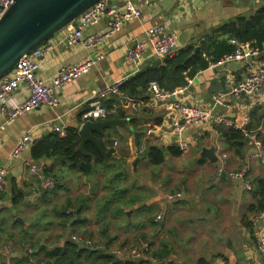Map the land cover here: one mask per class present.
Instances as JSON below:
<instances>
[{"label": "crops", "instance_id": "0c3cea01", "mask_svg": "<svg viewBox=\"0 0 264 264\" xmlns=\"http://www.w3.org/2000/svg\"><path fill=\"white\" fill-rule=\"evenodd\" d=\"M132 1L135 5L140 2ZM112 3L122 4L119 0ZM262 5L264 0H150L140 6L139 18L120 25L98 48L85 49L79 43L67 47L62 40L63 31L47 40L44 46L50 48L35 57L39 61L37 74L47 83L61 67L89 58L96 61L60 89L56 107L41 105L0 129V168L5 171L0 191V264L48 263L46 253L56 246L62 247L72 233L89 240L90 245L81 244L80 249H106L113 255L115 250L139 249L136 257L115 255L122 260L145 259L155 263L157 259L156 264H264L255 247L259 232L264 231V215L249 210L258 200L259 192L253 183L257 184L262 177L264 151L258 157L251 152L246 158V153L255 149L253 138L260 139L264 149V83L252 94L230 93V88L244 77V61L214 65L210 47L208 66L186 77V84L174 88L185 87L177 96L182 103L209 108L230 119L232 125L207 119L174 134L170 129L172 114L166 103L152 104L150 93L138 88L137 95L120 91L101 100L113 109L106 119L128 117L129 126L118 127L117 131L105 128L106 138L94 133L110 150V162L107 164L102 158L104 165L98 163L93 174L84 175L64 163L60 153L37 159L31 156L38 142L56 133L52 130L55 124L64 123L66 134L69 128L74 129L80 140L78 125L84 121L81 112L97 90L132 76L144 66L163 63L165 56H156L147 42L146 30L150 26L163 24L167 31L176 34L179 48L175 54L187 46L199 48L208 37L211 42L217 37L231 43L232 38L221 33V26L229 20L253 15ZM107 28V18L103 17L97 24L87 26L83 36ZM136 43L143 44L138 61L127 58L128 50ZM257 51L255 61L264 65V46ZM222 53L220 50L218 55ZM99 54L102 57L97 59ZM218 94L221 104L214 98ZM26 96V86L21 84L11 102L19 103ZM109 103L113 105L109 107ZM229 127L242 131L247 139L245 146L226 142L219 129ZM25 133L31 135V143L20 155H11L14 144ZM181 141L187 143L185 152L180 149ZM88 143L91 142L86 143L89 151ZM151 145L174 146L178 150L166 152L163 162L152 164L145 157ZM211 145L215 147L216 161L201 154L202 149ZM76 151L81 153L77 146ZM90 158L94 160V155ZM36 161L41 163V173L54 182L52 187H45L44 178L31 173L29 164ZM239 171L243 172L241 177L229 176L230 172ZM233 178L241 179L239 199V186ZM18 195L19 202L13 203ZM105 231L110 234L108 238L102 235ZM74 254L80 255L75 250Z\"/></svg>", "mask_w": 264, "mask_h": 264}, {"label": "built area", "instance_id": "2783aa9c", "mask_svg": "<svg viewBox=\"0 0 264 264\" xmlns=\"http://www.w3.org/2000/svg\"><path fill=\"white\" fill-rule=\"evenodd\" d=\"M110 1V2H109ZM114 0H100L91 7L87 8L77 18L67 24L61 31H63V42L67 47H73L79 43L85 49L98 48L109 34L113 33L123 23L137 19L140 17V6L147 4L150 0H140L138 5H135L132 0H119L121 5H114ZM12 3V0H0V17L5 9ZM103 17L107 18L108 28L102 32L92 33L87 36H83V31L87 26L97 24ZM146 38L154 54L158 57H164L173 54L179 46L177 45V37L174 32H169L163 24H154L147 28ZM34 48L28 54L22 56L15 66L4 76L0 78V115L3 118V123L0 125V129L3 125L12 123L20 114L29 112L33 109L46 105L53 108L59 104L58 92L60 89L77 79L84 72L88 71L96 59H87L80 64H73L66 67H61L50 82H46L37 74L39 68V61L35 57L42 55L45 48L44 44ZM234 44L232 51L223 56L220 61L214 63V65L221 64L232 60L244 61V77L241 81L237 82L230 88V93L236 95L238 93L252 94L256 92L264 83V65L255 61V56L258 54L257 49L249 41H236L231 40ZM143 53V44L136 43L133 49L128 50L127 58L132 60H139ZM101 54L98 55L99 59ZM125 79L119 78L111 84L97 90L93 98L88 102L87 107L81 112L84 120H104L107 116L113 112L112 108H108L102 104L101 100L113 95H118L120 92V86ZM21 84H24L27 89V96L23 101L19 103H12V95L19 88ZM185 87L177 88L171 91H165L161 88L156 80H150L147 85V91L151 95V102L154 105H160L166 103L169 113L172 114L171 120V132L174 134H181L184 129L192 123L211 119L212 122L217 124L232 125L233 122L225 117H221L213 113L209 108L199 107L182 103L178 100L177 96L183 92ZM173 97V98H172ZM218 103H222L221 95L214 97ZM245 121V120H244ZM239 126V125H236ZM66 125L64 123L55 124L52 126V130L59 135L66 134ZM31 143V135L29 133L23 134L14 144L11 155L17 156L29 146ZM115 144V142H114ZM254 151L253 156H260L264 149L260 139L253 138ZM141 145L138 147V151L141 150ZM181 151L187 150V143L185 141L180 142ZM29 169L33 175L37 178H44V186L52 187L54 182L50 177L45 176L35 163L29 164ZM242 171L236 173H229L231 177H241ZM5 179V171L0 168V191L3 189V183ZM177 196H180L177 194ZM175 195H169V198H173ZM264 215V211L262 212ZM261 216V215H260ZM160 218L159 215L156 216ZM72 241L81 244H89L90 242L85 237L71 235ZM255 247L259 255L264 259V231L259 232ZM139 249H132L129 251L115 250L114 254L123 258H131L139 255ZM37 264H47L41 261Z\"/></svg>", "mask_w": 264, "mask_h": 264}, {"label": "trees", "instance_id": "16d2710c", "mask_svg": "<svg viewBox=\"0 0 264 264\" xmlns=\"http://www.w3.org/2000/svg\"><path fill=\"white\" fill-rule=\"evenodd\" d=\"M220 31L222 34H226L228 39L249 41L254 47L261 49L264 46V5L257 9L253 15L248 17L241 16L235 20H229L221 26ZM211 40L210 37L204 39V41H201L200 47L196 50L193 46H187L171 56H165L161 64L157 62L153 65L140 68L132 76L125 78L120 86V91L124 94L128 91L131 96L137 95V89L140 88L145 91L150 80H156L165 91H171L175 87L186 84V77H192L199 69L208 66L209 61L206 57L211 52L213 54L211 59L215 63L220 61L224 55L234 48V44L227 42L225 38L217 40L216 37L213 42ZM210 47H212L211 52ZM220 50L223 53L218 55ZM109 105L111 107L113 104L109 103ZM219 132L224 134L227 143L230 142L233 144L236 142L241 146H245L247 143V139L240 129L229 127L223 130L219 129ZM78 142L79 137L74 129L69 128L66 136L62 138L56 133H52L32 148L31 156L37 159L42 155L49 157L60 153L64 163H69V166L77 168L84 175H91L96 171L98 163L104 165L102 157L91 143H88V149L93 153L94 160L89 156H84L77 152L76 146ZM174 150H178V148L174 146L164 147L151 145L148 147L145 157L152 164H160L164 160L165 153L168 151L173 152ZM108 151L110 153V150ZM238 153L240 157H243V150H240ZM261 176L257 184L255 182L253 183V186L259 192L257 203L249 206L250 211H256L258 213L264 211V166ZM20 196L14 197L13 203L19 202ZM63 210H67V207ZM75 243L69 238L67 241H64L62 247H54L50 252L46 253V258H48L47 264H88L89 262H97V264H156L157 262V259L155 263L145 259L122 260L106 249H80L79 244ZM74 250L80 253V255L75 256ZM81 253L84 255L83 257H81ZM154 254L155 252L152 255L156 257ZM80 257L83 263L80 262ZM161 259L162 257L159 258V260ZM84 261H87V263Z\"/></svg>", "mask_w": 264, "mask_h": 264}, {"label": "water", "instance_id": "95a60500", "mask_svg": "<svg viewBox=\"0 0 264 264\" xmlns=\"http://www.w3.org/2000/svg\"><path fill=\"white\" fill-rule=\"evenodd\" d=\"M98 1L100 0H12L0 17V78L9 72L22 56L49 40ZM197 48L194 47L195 50ZM121 126H129L128 117L84 120L78 125L80 140L77 150L93 158L86 148V143L91 142L108 164L110 162L108 151L102 140L94 133L106 138L105 128L117 131ZM253 151L250 149L246 153V158ZM201 154L211 161L217 160L214 145L202 149ZM35 165L39 168L40 161H36ZM232 181L241 186V179L233 178ZM240 186L236 188L238 199ZM127 214L129 216V212ZM17 219L21 221V218Z\"/></svg>", "mask_w": 264, "mask_h": 264}, {"label": "rangeland", "instance_id": "374dc122", "mask_svg": "<svg viewBox=\"0 0 264 264\" xmlns=\"http://www.w3.org/2000/svg\"><path fill=\"white\" fill-rule=\"evenodd\" d=\"M73 234V233H72ZM75 236L77 235V236H80V235H78V234H74ZM103 235V237L104 238H108L109 236H110V234H109V232H107V231H105V233L104 234H102ZM69 237L71 238V234L69 235ZM81 237H83L82 235H81ZM85 237V236H84ZM87 239V238H86ZM98 241V240H97ZM109 251V250H108ZM109 252H111V250L109 251Z\"/></svg>", "mask_w": 264, "mask_h": 264}]
</instances>
